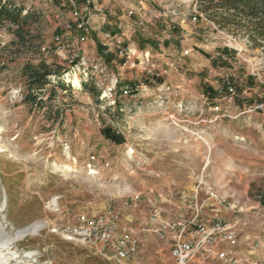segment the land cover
Segmentation results:
<instances>
[{"label":"rangeland","instance_id":"374dc122","mask_svg":"<svg viewBox=\"0 0 264 264\" xmlns=\"http://www.w3.org/2000/svg\"><path fill=\"white\" fill-rule=\"evenodd\" d=\"M10 1L34 15L35 42L19 50L0 29V235L43 227L0 245V264H113L79 239V216L121 208L139 229L150 207L135 206L136 192L189 195L202 175L239 233L241 264H264V47L205 16L193 22L195 0H76L80 20L68 0ZM112 30L137 48L136 68L122 66ZM41 59L64 72L30 105L21 68ZM126 86L139 90L121 96ZM144 238L143 264H173L159 237Z\"/></svg>","mask_w":264,"mask_h":264},{"label":"built area","instance_id":"2783aa9c","mask_svg":"<svg viewBox=\"0 0 264 264\" xmlns=\"http://www.w3.org/2000/svg\"><path fill=\"white\" fill-rule=\"evenodd\" d=\"M68 1L74 5V17L80 20L82 14L75 7L76 0ZM129 15H134V11H130ZM203 19L204 15L195 9L192 21ZM185 23L186 19L183 18L180 24ZM134 24L144 26L145 22L135 20ZM78 27L84 33L90 32L85 21H80ZM171 31L166 29L164 33L170 38ZM119 34L126 37L124 32ZM107 37L109 41L115 39L119 45V54L125 58L122 66L136 68L139 60L137 48H125V40L118 41L112 32ZM85 41L86 37L83 36L79 42ZM55 44L58 50L64 49L60 36L55 38ZM189 53L188 50L184 52L185 55ZM138 88L126 86L121 96H128L138 91ZM229 90L235 94L232 87ZM91 160L97 161L95 156ZM105 166L110 165L106 163ZM133 200L135 206L144 202L150 207L149 219L144 227H132V215H127L121 208L109 206L92 217L79 216V227L76 230L79 239L88 245L99 246V253L113 264H143L141 253L145 243L144 235L147 234L156 235L163 241L171 252L173 264H241L235 252L239 244V233L235 226L224 222L221 206L225 203L218 192L207 184L204 175L197 176L189 195L148 188L136 192ZM160 204H167L171 208Z\"/></svg>","mask_w":264,"mask_h":264},{"label":"trees","instance_id":"16d2710c","mask_svg":"<svg viewBox=\"0 0 264 264\" xmlns=\"http://www.w3.org/2000/svg\"><path fill=\"white\" fill-rule=\"evenodd\" d=\"M198 10L206 19L216 22L221 29L246 31L248 40L254 48L264 47V0H195ZM10 0H0V29L6 28L15 37L12 45L25 50L34 44L30 31L31 12ZM227 51V49H224ZM64 70L44 59L37 63L29 60L21 68V75L27 88L24 101L30 105L42 104V95L51 83V77H60ZM64 86V83H59ZM213 92L212 89H209ZM115 139L116 135L106 134Z\"/></svg>","mask_w":264,"mask_h":264},{"label":"bare ground","instance_id":"6f19581e","mask_svg":"<svg viewBox=\"0 0 264 264\" xmlns=\"http://www.w3.org/2000/svg\"><path fill=\"white\" fill-rule=\"evenodd\" d=\"M68 82H73V84L76 88L81 87L80 80L78 77H75V79H72V80L68 79ZM91 173H95V171H92ZM42 227L43 226L40 223H36L30 227L18 230L14 236L13 235L12 236L11 235H4V234L0 235V245L2 247H8L14 241H17L19 239H23V238L27 237L28 235L37 234L38 232H40Z\"/></svg>","mask_w":264,"mask_h":264},{"label":"crops","instance_id":"0c3cea01","mask_svg":"<svg viewBox=\"0 0 264 264\" xmlns=\"http://www.w3.org/2000/svg\"><path fill=\"white\" fill-rule=\"evenodd\" d=\"M124 17V16H123ZM123 17H121L120 15L118 16V20H121V18H123ZM137 19V17L136 16H133V17H131V20H133V22L135 21ZM104 20V22H106L105 21V19H103ZM111 32H113V30L111 31ZM117 33V32H116ZM119 34V33H118ZM125 45H126V43H125ZM169 249V248H168Z\"/></svg>","mask_w":264,"mask_h":264}]
</instances>
